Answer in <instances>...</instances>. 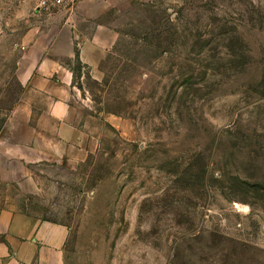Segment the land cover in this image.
Here are the masks:
<instances>
[{"label": "rangeland", "instance_id": "rangeland-1", "mask_svg": "<svg viewBox=\"0 0 264 264\" xmlns=\"http://www.w3.org/2000/svg\"><path fill=\"white\" fill-rule=\"evenodd\" d=\"M76 2L0 0V233L23 210L67 226L65 264H264V0H119L93 67ZM42 57L72 72V143L25 118Z\"/></svg>", "mask_w": 264, "mask_h": 264}, {"label": "crops", "instance_id": "crops-1", "mask_svg": "<svg viewBox=\"0 0 264 264\" xmlns=\"http://www.w3.org/2000/svg\"><path fill=\"white\" fill-rule=\"evenodd\" d=\"M117 2L119 0H77L69 14L67 35L71 42L76 41V57L86 66H95L108 41L107 36L112 35L109 26L98 22V14ZM103 36H106L105 41ZM25 82L24 92L33 97L26 102V120L36 107L32 118L36 129L52 133L65 142L76 141L80 131L72 123L71 97L75 92L70 68L42 57ZM4 220L0 233V264H65L63 247L68 234L65 224L23 210L7 213Z\"/></svg>", "mask_w": 264, "mask_h": 264}, {"label": "built area", "instance_id": "built-area-1", "mask_svg": "<svg viewBox=\"0 0 264 264\" xmlns=\"http://www.w3.org/2000/svg\"><path fill=\"white\" fill-rule=\"evenodd\" d=\"M75 1L76 0H36V7L46 11L57 8L68 11Z\"/></svg>", "mask_w": 264, "mask_h": 264}]
</instances>
